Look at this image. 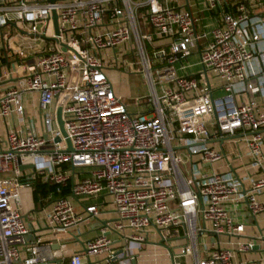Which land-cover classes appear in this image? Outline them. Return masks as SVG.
Returning <instances> with one entry per match:
<instances>
[{
  "label": "built area",
  "instance_id": "2783aa9c",
  "mask_svg": "<svg viewBox=\"0 0 264 264\" xmlns=\"http://www.w3.org/2000/svg\"><path fill=\"white\" fill-rule=\"evenodd\" d=\"M171 3L0 0V79L15 81L0 90V172L11 173L0 178V264H46L51 243L41 240L42 233L67 232L96 217L98 205L82 202L98 195L108 198L115 218L85 240L68 264L96 256L103 257L98 264H113L118 256L127 264L149 232L157 234L151 243L165 247L170 264L179 256H188L187 264H235L236 252L259 245L258 236L236 239L243 223L229 207L243 200L252 216L264 210L257 199L264 192V0H201L203 9L217 11L208 34L196 31L188 7ZM13 33L24 37L14 46ZM192 53L195 74L186 70ZM126 54H137L149 88L132 99L133 111L110 78ZM68 89L60 116L71 151L55 119ZM23 92L37 93V125L24 117ZM236 137L260 169L246 187L221 148ZM178 148L188 153L187 178ZM223 159L227 169H213ZM18 164L31 167L20 170ZM33 180L55 185V191L40 209L24 210L21 191ZM111 231L123 240L119 252ZM202 234L213 243L200 254ZM173 238L181 243L172 244ZM221 239L232 245H220Z\"/></svg>",
  "mask_w": 264,
  "mask_h": 264
},
{
  "label": "crops",
  "instance_id": "0c3cea01",
  "mask_svg": "<svg viewBox=\"0 0 264 264\" xmlns=\"http://www.w3.org/2000/svg\"><path fill=\"white\" fill-rule=\"evenodd\" d=\"M172 5L180 6V5H187L189 8L193 18H194V25L197 32H205L208 34L210 29L217 24L218 17H217V11L216 10H210L207 11L203 9L201 0H188L187 3L185 0H172ZM145 30V29H144ZM23 34H15L11 36L10 41L15 36L17 40L13 42L14 45L18 44ZM23 43L26 45H30V41L22 40ZM205 42L202 39V43ZM157 44L161 45L162 41H156ZM13 45V46H14ZM191 55H194L196 57V53H192ZM189 55V56H191ZM188 56V57H189ZM187 57V58H188ZM186 58V60H187ZM0 62H3V57L0 56ZM187 70V69H186ZM188 71V70H187ZM192 73V72H188ZM196 72L192 73L195 74ZM15 81L14 79H0V90L4 88L5 86L13 84ZM21 101L22 105L24 107V117L25 119H32L33 122L37 125L38 124V108H37V93L35 92H23L21 94ZM130 110V109H129ZM133 111V110H130ZM4 132V126L1 123L0 120V136ZM262 133L264 135V127L262 128ZM238 139V137H236ZM213 145L220 146V141H212ZM224 144L229 146L230 148H234L233 153H227L224 148ZM221 148L224 151L226 155L228 156V160L230 161L231 169L234 171V173L241 178V187H246L249 179L259 175L260 169L256 168L252 164L251 158L246 155V148L242 141L238 139L235 143H227L223 142L221 144ZM262 153L264 155V146L262 147ZM238 154V155H235ZM225 159L218 161L216 163H213L212 167L215 170H225L227 169V166L225 165ZM264 168V163H263ZM207 171V170H206ZM28 195V200L22 199V207L23 209H40L41 206L43 207L44 200H42V203H39V201L36 202L33 201L32 194H31V187H26L21 191V196ZM28 191V192H27ZM257 199L259 201L264 202V192L259 194L257 196ZM25 201H27V204H25ZM83 204L88 203H95L98 205L99 208V214L96 217H91L88 220L84 221L83 223H80L76 227H73L69 229L67 232H59L55 235L47 234L45 232L42 233L41 240L44 242H50V254L51 257L48 260L46 264H68L69 257L76 252H80L82 248V244L87 240L88 238L93 237L100 226L106 222L110 223L114 220L115 215L112 210L111 205L108 203V198L102 195H98L97 197H94L92 199H88L82 202ZM230 213L232 217L237 221L243 223V231L238 235L236 238L237 240H243L244 237H256L258 236L259 232L263 233L264 235V210L255 216H252L247 211L245 204L243 200L238 201L237 203L230 205ZM75 209L80 210L78 205H75ZM118 234L116 232L111 231L108 236L110 239H112V247L116 252H119L123 240L118 239ZM157 234L155 232H149L148 234V242L145 243L139 254L135 256L134 260H128L127 264H170L171 260L169 259L168 255L166 254L165 247L158 244H152L151 242H157ZM198 240L201 241V251L200 254L203 253L202 249H208L211 244L213 243L212 238L208 234H202L198 236ZM172 244L181 243L179 238H173ZM230 244V245H228ZM224 243L220 245L224 246H231V243ZM158 247H161V249H158ZM259 247H264V243H259ZM155 250L158 257L157 262H151L149 253ZM102 256H96V257H90L89 259L84 257V264H98V261L102 260ZM124 260L123 256H118L114 261L113 264H121ZM189 261L188 256H179L174 257L173 262L175 264H187ZM233 261L235 264H264V251H258V250H250L246 253H239L236 252L233 257Z\"/></svg>",
  "mask_w": 264,
  "mask_h": 264
},
{
  "label": "rangeland",
  "instance_id": "374dc122",
  "mask_svg": "<svg viewBox=\"0 0 264 264\" xmlns=\"http://www.w3.org/2000/svg\"><path fill=\"white\" fill-rule=\"evenodd\" d=\"M15 40H17V38L14 36L11 40L12 45H14L13 42H15ZM123 48L124 47H119L117 48V50L121 52ZM146 52L150 55L151 51L148 48H146ZM138 59L139 58L137 54H134L132 56H130L129 54L123 55L117 64L116 69H119V71L116 70L111 72V76H110L111 82L114 88L116 89V92H118L121 95L123 101L127 105V108L130 110H134L133 102H132L133 98L143 97L149 93V88L144 73H142L141 70H139L141 68V65ZM124 60H126L125 63ZM196 61H197V56L195 57L194 55H191L187 58L186 60V66H187L186 69L188 70L187 72L194 73L198 71L199 66L196 64ZM152 76L155 77L154 69H152ZM155 88H156V92L159 93L160 87L158 84L155 86ZM141 101L142 100H140V102ZM208 129L211 132L213 131V128L211 127H208ZM224 148L227 153L234 152V148L233 147L230 148L226 144H224ZM175 155L181 158V161L179 163V168L182 175L185 178L189 177V157L186 149L185 148L175 149ZM10 175H11L10 172H0V178H6ZM21 198H23V200H28V195L26 194V191H25V195L21 196ZM25 204H27V201H25ZM26 239H28V235H26ZM223 241L224 240L221 239L219 241L220 244ZM198 244H199V248L201 249L200 240H198ZM158 249H161V247H158ZM149 257L151 262L155 263L158 261L159 255H157V253L153 249V251L149 253Z\"/></svg>",
  "mask_w": 264,
  "mask_h": 264
},
{
  "label": "water",
  "instance_id": "95a60500",
  "mask_svg": "<svg viewBox=\"0 0 264 264\" xmlns=\"http://www.w3.org/2000/svg\"><path fill=\"white\" fill-rule=\"evenodd\" d=\"M48 2H52L53 0H47ZM187 7V5H185ZM50 17H51V20H52V26H53V31H54V34H57L58 33V29H57V24H56V14L54 11H51V14H50ZM75 76H76V70L73 69L72 71V75H71V79H70V83H69V86L71 87L74 83V80H75ZM69 93V89L66 90L64 92V95L58 100L57 104H56V108H55V119H56V123H57V127L59 128V131L61 133V136L64 138V141H65V144H66V151H71V147H70V144H69V140L68 138L66 137V134H65V131L63 129V123H62V119H61V116H60V110H61V105L65 99V97L67 96V94ZM190 104V103H189ZM59 137H55L54 138V141H59ZM31 167V164H18V169H24V168H29ZM213 240V238H212ZM258 241L260 243H264V235L263 233H261V231L259 232L258 234ZM253 250H258V251H264V247H259L258 243L253 245L252 247Z\"/></svg>",
  "mask_w": 264,
  "mask_h": 264
},
{
  "label": "trees",
  "instance_id": "16d2710c",
  "mask_svg": "<svg viewBox=\"0 0 264 264\" xmlns=\"http://www.w3.org/2000/svg\"><path fill=\"white\" fill-rule=\"evenodd\" d=\"M28 185L31 187L33 201H39V203H42V200L46 197L49 192L55 191V185L45 182H39V180H33L29 182ZM66 190V187L62 188L61 194H64Z\"/></svg>",
  "mask_w": 264,
  "mask_h": 264
}]
</instances>
